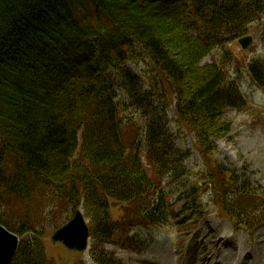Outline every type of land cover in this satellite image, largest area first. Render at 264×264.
Here are the masks:
<instances>
[{"label":"trees","instance_id":"trees-1","mask_svg":"<svg viewBox=\"0 0 264 264\" xmlns=\"http://www.w3.org/2000/svg\"><path fill=\"white\" fill-rule=\"evenodd\" d=\"M122 1L0 0V182L6 180L5 192L15 195L28 193L33 184H54L60 200L74 208L83 204L99 244L96 264H123L106 249L123 228L112 218L114 203L135 204L143 221L138 223L169 221L162 183L168 177L182 183L187 174L182 150L174 147L180 136L167 123L169 96H175L177 113L199 146L213 150L215 131H230L227 123L217 126V119L226 109L247 110L226 68L229 45L252 35L264 46V0ZM152 11L165 16V27L146 22ZM165 29L185 45L190 65L222 52L221 61L202 69L192 93L183 84L184 66L160 35ZM129 61L143 65L140 75L128 68ZM248 68L264 85V67L253 61ZM120 88L125 96L119 100ZM144 100L160 109L139 125L125 112L141 109ZM126 128L134 137L131 144ZM236 174L224 168L204 182L183 184V211H195L200 194L211 190L219 213L238 226H255L264 204L243 206L254 189L245 188ZM148 199L153 203L147 205ZM135 218L126 209L124 224L133 226ZM0 223L29 234L13 264H54L43 231Z\"/></svg>","mask_w":264,"mask_h":264},{"label":"rangeland","instance_id":"rangeland-1","mask_svg":"<svg viewBox=\"0 0 264 264\" xmlns=\"http://www.w3.org/2000/svg\"><path fill=\"white\" fill-rule=\"evenodd\" d=\"M122 3L126 5L127 0H123ZM146 22L156 29L166 26L165 16L155 11L147 15ZM159 32L166 40L169 51L184 66L183 84L186 91L192 93L201 84L202 69L212 57L220 59V53L216 52L211 57L207 56L197 64L190 65L189 52L187 55L185 45L177 42L174 33L169 32L168 29ZM263 47L256 38L248 50H243L237 41L233 42L229 47L231 61L228 66L233 70L238 66H245L249 60L254 59L256 53H264ZM127 66L137 75H140L144 69L142 64L138 65L130 61ZM37 78L35 77L33 81L41 82V77ZM242 81L243 91L252 96L250 104L247 110L226 109L217 119V126L227 123L230 131L219 133L215 131L216 134L214 138L212 137L214 148L208 152L206 147L199 146L195 134L179 117L175 96H169L167 123L170 131L180 136H176L174 147L178 151L182 150L183 165L187 174L182 183L170 177L165 178L162 183L163 190L167 192L168 215L173 218L166 228L150 227L144 223L143 226L130 228L128 224H124L126 209L130 215L134 212L136 216L134 222H143L137 218L139 215L135 204H129L126 208V204L114 203L112 218L123 228L117 229L113 242L107 244L106 249L123 264H264V211L258 217L262 220L252 228H247L233 223V219L227 214L216 213L215 207L220 206L216 205L218 203H215V195L211 190H206L207 192L204 190V193L200 194L195 211L182 212L183 202L178 199L183 192V184L204 182L205 177L214 174V171L229 168L237 171L236 175L240 177V183L244 182L245 188L254 189V191L250 190L254 197L250 201L242 202L243 206L252 207L257 202L264 204V112L261 111L264 108V90L253 86L245 79ZM143 88L146 89L144 85ZM124 96V90L120 88L117 97L120 100ZM139 105L141 109L133 106L125 112L126 115L135 117L139 125H143L146 118L155 113V109H160L153 101L144 100ZM79 106L77 103L75 110H78ZM55 112L63 117L62 109L58 108ZM130 130L131 128L124 130L129 144L134 140V137L129 135ZM5 176L9 177V174ZM7 184L6 180L0 182L1 221H5L15 229L26 225L43 231L42 240L46 255L54 264H96L94 251L99 244L94 243L92 238L87 250L83 252H75L67 249L63 244L52 243L51 235L55 227L70 220L77 209L58 198L54 192V184H33L28 193L20 192L16 195L5 192L8 188ZM145 203L150 205L153 202L152 199H148ZM78 209L83 212L91 227V219L86 215L83 204ZM18 235L21 242L29 234Z\"/></svg>","mask_w":264,"mask_h":264},{"label":"water","instance_id":"water-1","mask_svg":"<svg viewBox=\"0 0 264 264\" xmlns=\"http://www.w3.org/2000/svg\"><path fill=\"white\" fill-rule=\"evenodd\" d=\"M252 37H244L240 43L247 49ZM90 238L89 225L82 211L77 210L74 217L64 226L56 230L51 239L53 243L62 242L65 247L74 251H84ZM19 248V237L7 227L0 224V264H11Z\"/></svg>","mask_w":264,"mask_h":264},{"label":"bare ground","instance_id":"bare-ground-1","mask_svg":"<svg viewBox=\"0 0 264 264\" xmlns=\"http://www.w3.org/2000/svg\"><path fill=\"white\" fill-rule=\"evenodd\" d=\"M19 234V233H18ZM217 263V262H216Z\"/></svg>","mask_w":264,"mask_h":264}]
</instances>
